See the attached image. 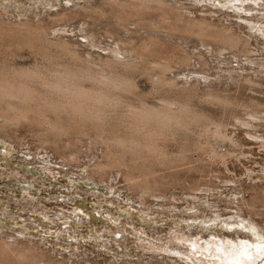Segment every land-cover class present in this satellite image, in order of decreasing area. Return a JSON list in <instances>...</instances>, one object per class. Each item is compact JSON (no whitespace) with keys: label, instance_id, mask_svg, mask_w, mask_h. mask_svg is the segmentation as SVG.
<instances>
[{"label":"rangeland","instance_id":"rangeland-1","mask_svg":"<svg viewBox=\"0 0 264 264\" xmlns=\"http://www.w3.org/2000/svg\"><path fill=\"white\" fill-rule=\"evenodd\" d=\"M103 1L0 0V20L14 23L31 18L51 23L52 17L64 10ZM168 1L185 6L193 12V16H211L217 24L233 26L248 37L252 50L247 53L248 56L239 53L240 58L237 59L231 50H225L219 61L217 54L214 51L211 53V48L206 50L190 40L188 51L197 53L202 50L209 63L207 68L192 59L190 66L177 65L173 68L170 77L189 86L200 81L197 86L200 93L213 88L239 100L254 98L264 102V31L253 28L239 17L250 18L253 15L255 19L260 18V13H264V0H247L244 7L254 10L250 15L223 7L228 4L224 3L226 0ZM106 15H109V19L105 16L106 20H100L101 24H94L90 19L71 20L64 24L68 31L61 33V36L73 43L85 57L86 52H91L96 57L112 58L111 49L117 47L114 39H119L123 32L109 25L110 14ZM82 28L86 32H82ZM107 28L112 35L106 33ZM128 28L134 30L136 27L129 25ZM91 32L96 34V41L99 42L95 46H90L87 37ZM51 35L52 40L57 39L56 33L51 32ZM15 38H6L5 43L8 39L6 44L14 45L16 40V48L18 39ZM29 51L25 47L16 48V66L27 68L36 63L38 59ZM124 52L127 54V50ZM249 77L259 81L256 84L258 88L246 83ZM135 80L139 91L137 95L152 105L159 104L165 96L182 94L181 91L176 94L178 90L153 88L143 75H137ZM135 98L130 97L134 103L137 101ZM191 102L206 114L213 115V118L224 116L218 105L202 102L196 96ZM20 123L13 124L14 127L10 125L12 128L0 127L1 239L31 242L47 258L67 264H224L226 258L219 259L218 249L230 248L232 244L251 245L256 243V234L264 235V216H255V222H252L246 211L249 208L244 205L246 210L243 207L239 209L241 198L251 199L252 194L247 192L251 191V184L258 187L264 185V148L257 143L245 141L243 151L237 149L238 156L230 157L225 164L216 163L211 166L212 169L208 167L205 176L179 167L180 173L177 170V174L174 173L176 181L167 185L169 187L164 192L141 195L130 186L125 166L109 167L105 171L107 174L103 175L94 173L95 165L105 160L103 157L106 153L103 144H98L94 130L85 134L86 137L73 132L72 137L69 133L67 136L61 135V138L60 135L48 133L40 124ZM229 129L237 131L232 125ZM258 131L264 133L263 128ZM52 140L62 147L69 146L67 151L70 154L67 152V156L75 153L76 160L63 157ZM227 148L231 149V146L226 145ZM204 159H208L207 155ZM160 169L157 175L168 173L164 168L161 169L163 171ZM134 170L141 172L142 168L138 166ZM248 171L254 172L250 175ZM199 179L208 186H202V190L188 189ZM262 208L259 210L264 215ZM227 247L224 250H228ZM257 264H263L262 260Z\"/></svg>","mask_w":264,"mask_h":264},{"label":"bare ground","instance_id":"bare-ground-1","mask_svg":"<svg viewBox=\"0 0 264 264\" xmlns=\"http://www.w3.org/2000/svg\"><path fill=\"white\" fill-rule=\"evenodd\" d=\"M246 2L247 0H226L224 3L228 4L223 7L250 15L254 10L244 7ZM107 13L111 19L109 25L122 31L124 35L114 39L117 46L111 49L114 57H96L91 52H86L85 57L73 43L65 41L61 36V33L68 31L65 26L69 21L82 18L101 24L100 20L109 16ZM192 14L180 3L168 0H105L102 3L64 10L52 17L51 23L31 18L13 23L6 20L4 22L1 18L0 127H14L13 124L26 121L29 125L34 122L44 126L54 136L69 133L71 136L74 132L84 134V137L90 130H94L95 136H98V144H103L106 149L105 156L103 155L105 160L95 165L94 173L103 175L109 167L125 166L130 186L141 195L164 192L166 187L176 181L174 173L179 172V167L205 176L208 167L212 169L211 166L216 163L225 164L230 157L238 156L237 149H242V152L245 141L257 143L264 148V133L258 131L260 128L264 130V102L254 98L239 100L213 88V91L207 88L208 91L202 94L197 88L200 81L189 86L170 77L173 68L177 65L190 66L192 59L198 60L203 67L209 64L202 50L197 53L188 51L187 44L190 40L206 50L211 48V53L214 51L219 61L225 50H231L236 59L240 58L239 53L248 56L247 53L252 51L248 37L233 26L221 22L217 24L212 21L211 16L196 17ZM239 17L253 28L264 31V13H260V18L257 19L253 15L250 18ZM85 24L88 25V22ZM129 25H135L136 28L131 30ZM81 31L86 32V29L82 28ZM51 32L57 34V39L50 38ZM106 33L113 34L109 28ZM11 37L18 39L17 49L25 47L32 51L31 55L38 59L33 66L19 68L15 65L16 40L14 45L6 44L8 39L5 43L6 38L14 39ZM87 37L90 46L99 43L94 32ZM179 41L185 43L180 44ZM124 50H127V54ZM137 75L147 77L153 88L178 90L176 94L180 91L182 94L165 96L159 104L152 105L137 95ZM245 81L249 86L259 84V81L250 77ZM195 96L202 99V102L204 100L218 105L224 116L213 118V115L206 114L203 109L196 108L191 102ZM130 97H136L137 101L132 102ZM231 125L237 131L231 130L232 127L229 129ZM52 141L63 157L76 160L75 153L71 152L67 156L69 146L62 147L56 140ZM226 145H230L231 149H225ZM205 155L207 160L204 159ZM154 165L155 168H164L168 173L157 175L160 168L157 170ZM138 166L142 168L141 172H135L134 169ZM248 172L252 175L254 171ZM256 185L251 184V191H247L252 194L251 199L241 198L244 200L239 203V209L244 205L249 208L246 210L243 207L248 211L252 222H255V216H264L259 210L264 208V185ZM202 186L208 185L199 179L188 189L202 190ZM255 236L256 243L251 245L232 244L230 248L226 246L228 250H224L226 247H223L224 251L218 249L219 259L225 257L224 264H257L259 260L264 264V235ZM0 264L67 262L47 258L31 242L0 238Z\"/></svg>","mask_w":264,"mask_h":264}]
</instances>
